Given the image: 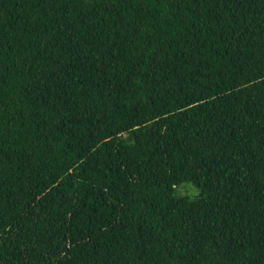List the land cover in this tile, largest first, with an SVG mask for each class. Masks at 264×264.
<instances>
[{"label": "trees", "instance_id": "obj_1", "mask_svg": "<svg viewBox=\"0 0 264 264\" xmlns=\"http://www.w3.org/2000/svg\"><path fill=\"white\" fill-rule=\"evenodd\" d=\"M0 264H264V0H0Z\"/></svg>", "mask_w": 264, "mask_h": 264}, {"label": "rangeland", "instance_id": "obj_2", "mask_svg": "<svg viewBox=\"0 0 264 264\" xmlns=\"http://www.w3.org/2000/svg\"><path fill=\"white\" fill-rule=\"evenodd\" d=\"M198 192L197 188L194 186V184L190 182H182L181 184L178 185L176 189L177 194H183V195H189V196H194Z\"/></svg>", "mask_w": 264, "mask_h": 264}]
</instances>
